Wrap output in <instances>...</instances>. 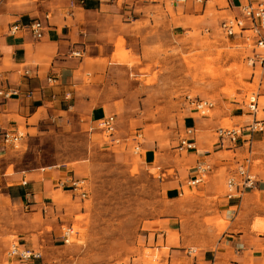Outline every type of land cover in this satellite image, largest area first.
<instances>
[{"label":"rangeland","instance_id":"rangeland-1","mask_svg":"<svg viewBox=\"0 0 264 264\" xmlns=\"http://www.w3.org/2000/svg\"><path fill=\"white\" fill-rule=\"evenodd\" d=\"M215 1L221 7L226 5ZM165 6L177 27L175 39L165 40L163 35L159 43L146 48L145 65L131 58L124 46L115 54L123 57L113 58L143 66L139 73L145 76L139 81L153 86L146 90L150 92L148 101L136 111L143 125L130 127L123 120V125L116 127L115 138L120 135L127 141L114 143L97 123L89 124L88 118H79L72 110L41 120L30 132L24 127L17 130L23 135L22 145L19 150L10 149L13 167L9 172L12 168L64 167L74 179L84 180L87 189L84 199L74 191H62L50 209H34L31 229L39 224L42 229H36L37 234L27 241L40 251L43 264H247L238 261L233 249L220 245L230 224L216 206L219 196L226 194L225 169L222 187L213 197L206 194L208 175L197 186L185 184L177 199L167 197L161 181L174 174L169 169L163 175L169 163L178 166L185 161V151L173 150L186 128L185 116L194 111L187 96L214 101L215 108L208 116L222 110L226 116L221 127H242L252 121L245 96L256 84L245 78L250 72L245 48L218 29L228 12L218 13L209 7L205 16H197L198 3L193 13L190 3L184 9L166 0ZM207 17L210 23H206ZM206 28L209 33L204 32ZM259 102L264 106V97ZM263 116L259 111L258 117ZM136 134H141L139 154L134 153L136 142L130 137ZM147 143L159 148L155 162L148 165L142 157ZM247 151L239 164L249 159L257 181L258 175L264 174V146H248ZM225 155L236 156L231 152ZM256 211L247 214L252 217L250 228L264 233L253 228L257 220L264 223V205ZM27 212L13 217L0 214V248L4 252L11 241L19 239L16 228V232L3 234L4 226L19 225L21 217L27 219Z\"/></svg>","mask_w":264,"mask_h":264},{"label":"crops","instance_id":"crops-1","mask_svg":"<svg viewBox=\"0 0 264 264\" xmlns=\"http://www.w3.org/2000/svg\"><path fill=\"white\" fill-rule=\"evenodd\" d=\"M170 1L184 9L190 3V12L196 11V3L192 0ZM221 1L235 15L239 14L243 0ZM165 3L166 0H25V3L0 0V89L20 91L18 96L9 99L0 97V129L17 131L24 127L30 132L41 120L70 110L79 118H88L89 124L114 114L116 127L123 125V120L130 127L143 125L136 111L148 101L150 92L146 90L153 87L143 86L139 81L145 76L139 73V69L143 68L141 65L146 62L145 50L159 43L163 35L165 40H174L177 33L172 17L165 11ZM161 4L164 13L159 10ZM209 7L218 13L229 12L215 0H206L200 13L195 15L205 16ZM34 20L43 24V35L39 39L22 28ZM159 20L163 21L157 22ZM205 20L206 23L211 22L209 17ZM14 25H19L20 29L11 34L9 31ZM123 46L130 52V57L137 58L141 65L113 60L114 56L123 57L115 55ZM245 64L250 69L245 76L247 83L255 85L256 76L252 75L246 60ZM26 71L28 74H25ZM258 91L259 98L264 97V81ZM27 92L32 93L31 97L25 96ZM259 107L264 108L261 104ZM225 116L222 110L212 117H202L195 111L185 116L183 125L193 127L195 133L191 139L197 149L185 151L182 165L169 163L164 168L163 175L169 169L174 171L166 180L161 179L169 199L183 195L180 194L181 189L197 176V165L210 166L205 186L210 185L206 194L213 197L220 185L222 187L223 170L227 178L248 153V146L252 149L264 146V131L249 132V123L242 126L235 147L228 149L229 144L219 145L214 132L221 127ZM118 137L115 138L118 142L128 140L120 135ZM130 137L134 140L135 136ZM153 145H144L142 157L146 165L156 160L159 148L155 149ZM10 149V146L0 144V214H11L13 217L24 210L30 212L25 213L26 220L21 217L19 225L4 226L6 231L3 234L17 231L19 244L34 248V244L27 239L37 234L36 229H42L39 223L35 230L31 229L29 222L32 214L36 213L34 209L46 211L62 191L72 192L68 179L74 177L69 169L58 166L27 171L12 168L9 172L13 167L9 160ZM173 151L179 150L175 148ZM229 152L236 156L225 155ZM262 205L264 174L258 175L252 188L231 198L220 195L216 203L220 213L230 221L222 233L220 245L233 249L241 263L257 264L264 260V233L251 230L252 217L247 215L257 212L256 209L259 210ZM3 252L4 248H0V264L9 263ZM13 264L19 263L14 260ZM32 264L41 262L35 260Z\"/></svg>","mask_w":264,"mask_h":264},{"label":"built area","instance_id":"built-area-1","mask_svg":"<svg viewBox=\"0 0 264 264\" xmlns=\"http://www.w3.org/2000/svg\"><path fill=\"white\" fill-rule=\"evenodd\" d=\"M194 3L202 5L206 0H192ZM229 12L221 20L218 27L219 31L226 37L237 39V44L243 46L244 51L248 54L245 57L247 64L251 67L252 75L256 76V87L248 92L245 96V105L249 114L252 116V121L247 125L249 132L264 131V116L258 117L259 111L264 113V108L259 105L258 88L264 81V0H243L239 7V14L235 15L232 9L227 5L224 7ZM28 29L35 39H39L43 35V24L40 20L32 21L28 26L22 27ZM20 29L19 25H14L10 28V33L14 34ZM204 32L209 33L206 28ZM25 74H28L26 71ZM51 80V79H50ZM20 94L19 89H0V97L9 99ZM32 93L27 92L26 97H31ZM188 104L200 116L206 117L215 108V102L209 99H198L187 96ZM98 128L103 131L108 137H113V142L118 143L114 138L116 134V115H107L98 121ZM193 127H186L184 132L180 134L177 149L179 151H194L197 149L196 143L191 137L194 136ZM215 137L219 145L229 144L231 149L235 147L242 133V127H219L215 130ZM141 134H136L134 141V153L139 154L141 147ZM23 135L18 131L0 130V144L10 146L14 150H19L22 145ZM245 164L236 166L234 173L226 179V194L227 198L233 197L235 194H241L252 188L256 182V177L249 168V159H245ZM210 170L208 165H197L195 171L197 176L187 182L188 186H196L201 183ZM70 188L79 198L84 199L87 195L85 181L81 179H68ZM180 194H183L181 189ZM67 241V239L65 240ZM4 255L7 260H17L19 264H32L35 260H41L40 251L29 245H21L18 241H11ZM43 264V263H41Z\"/></svg>","mask_w":264,"mask_h":264},{"label":"bare ground","instance_id":"bare-ground-1","mask_svg":"<svg viewBox=\"0 0 264 264\" xmlns=\"http://www.w3.org/2000/svg\"><path fill=\"white\" fill-rule=\"evenodd\" d=\"M257 231H264V223L263 222H258L254 225V227Z\"/></svg>","mask_w":264,"mask_h":264}]
</instances>
